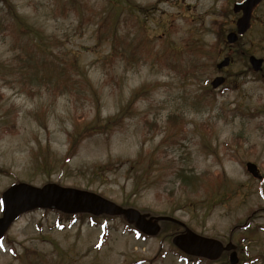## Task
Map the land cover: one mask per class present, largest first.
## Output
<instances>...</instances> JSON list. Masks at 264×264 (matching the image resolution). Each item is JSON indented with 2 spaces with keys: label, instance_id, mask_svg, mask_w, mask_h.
I'll return each mask as SVG.
<instances>
[{
  "label": "rangeland",
  "instance_id": "rangeland-1",
  "mask_svg": "<svg viewBox=\"0 0 264 264\" xmlns=\"http://www.w3.org/2000/svg\"><path fill=\"white\" fill-rule=\"evenodd\" d=\"M7 1L0 196L20 181L87 189L231 240L237 264H264V178L245 170L252 161L264 177V66L248 62L264 58V0L230 46L234 0ZM81 213L20 215L0 264H229L228 253L182 257L171 222L140 236L119 215Z\"/></svg>",
  "mask_w": 264,
  "mask_h": 264
},
{
  "label": "water",
  "instance_id": "water-1",
  "mask_svg": "<svg viewBox=\"0 0 264 264\" xmlns=\"http://www.w3.org/2000/svg\"><path fill=\"white\" fill-rule=\"evenodd\" d=\"M259 2L260 0H241L233 3V11H241V15L236 19V30L226 34V40L229 43L235 42L247 30L252 10ZM228 62L229 58L226 56L216 66L221 68L227 65ZM249 62L254 70H258L261 68L262 58L250 55ZM223 81L224 77L217 75L212 79L211 85L216 87ZM245 168L254 177L261 178L258 167L254 162L247 161ZM2 202L0 236L22 212L33 208L50 207L66 213L85 211L92 214H123L128 221L133 222L140 231L147 235H154L158 232V221L169 220L178 223L184 227V231L174 235L171 242L190 255L213 259L219 256L223 250L233 248L231 242L222 245L217 239L201 236L173 217L167 215L147 216V214H143L133 207H122L93 191L61 186L53 182L45 183L40 187L26 182L14 183L2 192ZM229 259L231 263L236 262L235 251L230 253Z\"/></svg>",
  "mask_w": 264,
  "mask_h": 264
},
{
  "label": "trees",
  "instance_id": "trees-1",
  "mask_svg": "<svg viewBox=\"0 0 264 264\" xmlns=\"http://www.w3.org/2000/svg\"><path fill=\"white\" fill-rule=\"evenodd\" d=\"M2 2H3V5H4V7H9L10 8V4H9V2L7 1V0H2ZM12 17H14L16 20L18 19V16L13 12L12 13V15H11ZM176 117V119L178 118V115L177 114H171L170 116H169V118L170 119H172V118H175ZM175 122V121H174ZM112 124H114L112 121H111V117H107L106 119H105V121H104V123H103V127H108L109 125H112ZM183 178H184V176H183ZM184 180H186V179H184ZM125 205H128L127 203L125 204ZM81 216H85L86 215V217L87 216H89L91 219H93V218H95L96 219V217L95 216H91V215H89V214H84V213H81L80 214ZM64 216H66V217H68L67 219H71V214L70 215H68V214H65ZM103 216H105V217H107L106 215H103ZM120 217H122L121 215H119ZM108 218V217H107ZM109 218H110V216H109ZM124 218V217H123ZM165 222H167V221H165ZM128 223H130V222H128ZM174 224V223H173ZM132 223H130V224H128V226H130V227H132ZM134 226V225H133ZM131 230H134L138 235H140V236H144L143 234H141L140 232H138L137 230H136V228H135V226L134 227H132V228H130ZM180 231V229H178V230H176L175 232L177 233V232H179ZM193 259V258H192Z\"/></svg>",
  "mask_w": 264,
  "mask_h": 264
}]
</instances>
